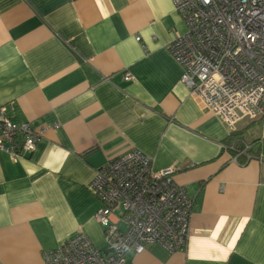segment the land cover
<instances>
[{
    "label": "crops",
    "instance_id": "obj_1",
    "mask_svg": "<svg viewBox=\"0 0 264 264\" xmlns=\"http://www.w3.org/2000/svg\"><path fill=\"white\" fill-rule=\"evenodd\" d=\"M185 31L173 0H0V107L44 128L22 157L0 150V264H43L78 231L102 247L88 184L133 149L192 205L185 249L129 264H264V115L229 133L191 94L168 50Z\"/></svg>",
    "mask_w": 264,
    "mask_h": 264
},
{
    "label": "built area",
    "instance_id": "obj_2",
    "mask_svg": "<svg viewBox=\"0 0 264 264\" xmlns=\"http://www.w3.org/2000/svg\"><path fill=\"white\" fill-rule=\"evenodd\" d=\"M186 31L168 45L183 69L180 81L229 133L242 120L264 115V0H173ZM139 41V36H135ZM123 78L134 81L129 72ZM44 128L14 122L0 107V150L13 159L34 150ZM174 168L155 170L153 158L133 149L107 160L88 184L100 203L94 213L103 246L83 232L44 251L43 264H129V251L158 242L169 251L186 248L192 200L172 178Z\"/></svg>",
    "mask_w": 264,
    "mask_h": 264
},
{
    "label": "trees",
    "instance_id": "obj_3",
    "mask_svg": "<svg viewBox=\"0 0 264 264\" xmlns=\"http://www.w3.org/2000/svg\"><path fill=\"white\" fill-rule=\"evenodd\" d=\"M261 117H262V116H261ZM261 117H260V118H261ZM260 118H258V119H256V120H252V121H257V120H259Z\"/></svg>",
    "mask_w": 264,
    "mask_h": 264
}]
</instances>
